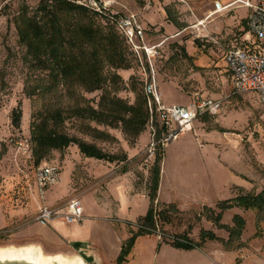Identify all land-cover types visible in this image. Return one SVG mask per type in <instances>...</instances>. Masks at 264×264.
<instances>
[{
	"label": "rangeland",
	"instance_id": "obj_1",
	"mask_svg": "<svg viewBox=\"0 0 264 264\" xmlns=\"http://www.w3.org/2000/svg\"><path fill=\"white\" fill-rule=\"evenodd\" d=\"M99 1L119 12H138L146 41L160 43L152 59L165 103L186 104L209 97L222 99L221 108L197 116L191 130L162 145L154 230L139 234L118 263L123 243L139 229L138 222L150 206L157 151L151 141L160 132L154 133L148 120L133 138L121 122L98 121L74 109L99 107L103 89L134 102L138 93H145L142 62L146 58L135 57L126 47L131 66L106 65L109 79L103 88L90 91L79 81H63L37 66L20 39L18 22L40 10L41 0H0V246L33 245L49 254L77 255L83 264H264V218L258 224L255 209L237 201L240 195L264 187V106L257 91L233 92L225 60L230 46L243 43L247 8L214 12L216 0ZM201 19L205 22L199 23ZM96 20L103 24L99 17ZM115 71L119 75H113ZM19 103L22 116L17 126L12 109ZM56 108L64 112V119L56 124L60 131L109 152H126L127 159L87 156L71 143L51 148L37 160L31 138L33 115ZM95 128L111 137L99 135ZM43 163L60 167L59 181L45 190L35 176ZM75 196L82 202L83 220L67 222L58 217L47 224L35 220L41 204L56 205ZM224 200L233 203L222 209L219 203ZM235 213L245 218L240 235H230L219 223L235 225ZM53 220L71 240L49 242L42 237L41 231L50 223L56 225ZM203 231L216 237L209 233L202 239ZM186 237L202 243L174 244ZM13 257L39 261L34 251Z\"/></svg>",
	"mask_w": 264,
	"mask_h": 264
},
{
	"label": "trees",
	"instance_id": "obj_2",
	"mask_svg": "<svg viewBox=\"0 0 264 264\" xmlns=\"http://www.w3.org/2000/svg\"><path fill=\"white\" fill-rule=\"evenodd\" d=\"M40 10L32 15H25L18 22L20 39L27 46L30 58L37 66L48 70L63 81H79L87 90L103 88L109 79L104 68L110 65L114 68H128L131 61L126 54V47L130 48L124 35L117 29L115 23L106 11L95 10L90 6L75 2L73 0H41ZM78 15L79 18L75 17ZM102 20L97 21V18ZM113 75H119L116 71ZM37 91V89H36ZM63 110H45L41 115H33L31 123V138L34 142V154L39 160L51 148H64L71 143H76L80 151L87 155L110 161L127 159L126 152L122 154L109 152L101 148L95 142L87 141L75 135L60 131L56 124L64 119ZM74 113L82 116L106 121L113 125L122 123L124 129L135 138L146 127L150 114L147 106L145 93H138L134 102L112 94L103 89L100 96L99 107L93 105L78 106ZM22 108L18 106L12 109V122L20 125ZM99 135L111 137L105 130L95 128ZM163 148L157 146L156 157L152 166V183L150 191V206L148 212L141 217L139 229L133 231L127 241L123 243L118 263L126 258L133 246L136 237L141 233L154 230L153 204L159 186L161 160ZM237 201L246 207H252L256 211V222L261 225L264 218V187L258 193H245L237 198ZM230 200H224L219 206L224 209L232 205ZM219 219L220 214L215 216ZM235 225L226 226L230 235H240L245 224V218L240 213L233 217ZM210 232L203 231L202 239ZM211 237H216L210 233ZM201 241H194L189 237L175 240L174 244L183 247L200 246Z\"/></svg>",
	"mask_w": 264,
	"mask_h": 264
},
{
	"label": "built area",
	"instance_id": "obj_3",
	"mask_svg": "<svg viewBox=\"0 0 264 264\" xmlns=\"http://www.w3.org/2000/svg\"><path fill=\"white\" fill-rule=\"evenodd\" d=\"M77 1L95 10L106 11L135 55L139 59L146 58L142 67L146 74L144 91L149 120L154 133L160 132V136L151 141L152 150L191 130L192 122L197 116L205 112H219L222 105L220 98H202L186 104H167L163 101L152 59L158 54L160 43L146 41V28L138 12H119L106 7L99 0ZM235 6L247 8V33L242 45H232L225 52V60L232 74L233 92L257 91L264 106V0H216L214 12ZM35 176L39 186L45 190L47 186L59 181L60 167L55 163L40 164ZM58 217H63L67 222L83 220L85 214L80 198L75 196L56 205L41 204L34 218L41 224H47L49 220Z\"/></svg>",
	"mask_w": 264,
	"mask_h": 264
},
{
	"label": "bare ground",
	"instance_id": "obj_4",
	"mask_svg": "<svg viewBox=\"0 0 264 264\" xmlns=\"http://www.w3.org/2000/svg\"><path fill=\"white\" fill-rule=\"evenodd\" d=\"M204 22L205 19H201L199 21V23ZM33 251L37 252V256L39 257V261L37 264H83V260L77 255L73 257H67L60 253L49 254L42 251V249H36V247H34L33 245L19 246L14 248L0 246V264H25L20 260L15 259V257L13 256H23L33 253ZM11 257H13L14 259H10Z\"/></svg>",
	"mask_w": 264,
	"mask_h": 264
},
{
	"label": "crops",
	"instance_id": "obj_5",
	"mask_svg": "<svg viewBox=\"0 0 264 264\" xmlns=\"http://www.w3.org/2000/svg\"><path fill=\"white\" fill-rule=\"evenodd\" d=\"M55 220H53V222L56 225H53L50 223L49 228L41 231L42 237L47 239L49 242H52V240H54L55 238H58L60 240H68V241L71 240V237L69 236V234L65 230L61 229V227L57 225V221L55 222Z\"/></svg>",
	"mask_w": 264,
	"mask_h": 264
},
{
	"label": "water",
	"instance_id": "obj_6",
	"mask_svg": "<svg viewBox=\"0 0 264 264\" xmlns=\"http://www.w3.org/2000/svg\"><path fill=\"white\" fill-rule=\"evenodd\" d=\"M87 257L90 258V256H87ZM10 259H14V258L11 257ZM15 259L20 260L22 263H25V264H37L36 262L33 263L30 260L25 259L24 257H15Z\"/></svg>",
	"mask_w": 264,
	"mask_h": 264
}]
</instances>
